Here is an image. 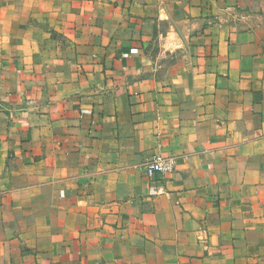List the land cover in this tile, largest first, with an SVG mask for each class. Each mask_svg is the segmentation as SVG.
<instances>
[{
    "label": "crops",
    "instance_id": "obj_1",
    "mask_svg": "<svg viewBox=\"0 0 264 264\" xmlns=\"http://www.w3.org/2000/svg\"><path fill=\"white\" fill-rule=\"evenodd\" d=\"M0 264H264V0H0Z\"/></svg>",
    "mask_w": 264,
    "mask_h": 264
},
{
    "label": "built area",
    "instance_id": "obj_2",
    "mask_svg": "<svg viewBox=\"0 0 264 264\" xmlns=\"http://www.w3.org/2000/svg\"><path fill=\"white\" fill-rule=\"evenodd\" d=\"M176 161L174 158L155 157L149 162L145 170L150 177H154L156 174L168 175L175 171ZM165 194L164 187L156 181H152L149 187L148 195L150 198H155Z\"/></svg>",
    "mask_w": 264,
    "mask_h": 264
}]
</instances>
